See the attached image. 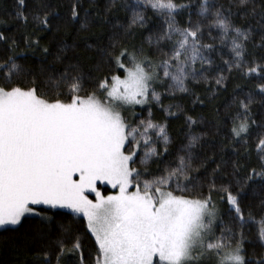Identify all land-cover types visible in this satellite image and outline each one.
Segmentation results:
<instances>
[{"label": "snow or ice", "instance_id": "1", "mask_svg": "<svg viewBox=\"0 0 264 264\" xmlns=\"http://www.w3.org/2000/svg\"><path fill=\"white\" fill-rule=\"evenodd\" d=\"M18 4L22 10L25 0ZM121 6L131 11L130 21L112 24L108 42L95 49L93 68L66 57L67 45L51 63L47 48L38 65L18 62L28 57L16 52L15 41L0 56V229L32 220L43 257L38 254L36 264H52L54 225L56 264H264V255H247L244 229L253 217L241 208L251 184L258 180L264 188V119L257 124L253 117V93L241 89L243 98L232 97L226 106L236 109L226 116L230 139L218 145L194 130L205 123L202 116L161 99L187 93L204 106L209 97L201 99L189 83H214V97L229 79L223 73L233 69L264 81V55L257 58L248 47L264 50V0H199L195 9L191 0H126ZM141 8H150L162 23L131 43L128 38L150 23ZM42 11L33 18L49 29L50 17L58 14ZM17 15L28 19L23 11ZM90 15L74 0L68 21L86 30ZM178 16L186 17L185 26ZM7 40L0 33V41ZM229 44L231 59L224 60ZM25 47L39 42L26 41ZM257 89L264 96V83ZM154 105L163 121L154 119ZM181 115L187 142L174 144L168 118ZM222 123L217 119L213 126ZM253 135L249 149L246 138ZM233 142L245 146V159L256 152L258 168L225 159L229 148L232 157L240 156ZM206 147L218 152L209 156ZM210 162L216 165L211 171ZM106 186L114 191L106 194ZM218 203L225 204L223 211ZM260 225L264 244V220ZM89 237L94 247L86 256Z\"/></svg>", "mask_w": 264, "mask_h": 264}, {"label": "trees", "instance_id": "2", "mask_svg": "<svg viewBox=\"0 0 264 264\" xmlns=\"http://www.w3.org/2000/svg\"><path fill=\"white\" fill-rule=\"evenodd\" d=\"M74 0H25V7L21 10L18 4V0H0V33H3L8 38L7 44L0 41V56L4 55L6 49L12 44V41L16 42V52L25 54L28 59L21 60L18 57V62L26 63L29 66L38 65L42 58V49L47 48L49 50L48 62L54 59V54L60 49L68 46V50L65 52L66 57H72L73 60L81 61L87 68L94 67V57L96 56V47L103 43L108 42V37L111 35L112 24H127L131 18V11L125 7H122L126 0H117L115 5L111 4V0H80L83 8L90 12L91 23L90 26L85 30L80 28V24L76 22H69L68 17L70 14V5ZM128 3L131 0H127ZM177 3H187L189 0H175ZM222 3L227 4L228 0H221ZM193 9L199 3V0H191ZM43 10L50 13L58 14L59 18L53 19L50 17V24L52 25L49 29H44L33 17L39 13L43 15ZM23 11V14L27 16V21L21 19L17 13ZM139 11L144 12L146 18H150V23L145 29L134 34L128 38L131 43H139L147 35L150 34L149 29L156 31L162 23L154 12L149 9L141 8ZM84 13L81 11V18ZM186 17L178 16L177 20L180 26H185ZM100 22H97V21ZM237 26H240L241 19L234 18ZM255 24V21H252ZM213 36L217 37L216 44H219L218 31L213 30ZM26 41H38L39 47L29 49L25 47ZM205 43H213V41L205 40ZM255 43L259 44V32H257ZM88 45H92L89 48ZM147 48V44H145ZM230 44L222 49V55L224 60H230L231 55L229 54ZM249 49L256 53L257 58L260 55H264V50L254 49L251 44L248 45ZM168 49L165 48L166 52ZM35 52V55L32 53ZM11 54V53H8ZM215 64L221 68L224 65L221 63L220 55L213 54ZM58 68L60 65H56ZM199 67V65H197ZM214 74V73H213ZM224 75L228 76L229 79L226 81L225 89H217L216 95L212 96V90L216 88L214 83H205L200 80L199 83H189V88L200 96L201 99H205V105L202 106L199 103L193 104L192 101L195 99L187 93L176 92L174 98L162 96V103L167 106L168 104H180L189 115L202 116L205 123L199 127H195L196 132H207L206 139L214 141L217 145L221 140L225 143L230 139L229 130L231 123L226 120V116L235 114V107L227 108V105L231 104L232 97L234 95L243 98V93L252 92L255 97V103L252 105L253 117L256 119L257 124L264 119V96H262L257 85L264 83L259 79L252 77H245L240 72L233 69L232 72L225 71ZM211 78V77H210ZM243 89V93L241 92ZM162 91V89H157ZM219 109V113L215 111ZM140 112V108L136 109ZM154 119L163 121L165 114L160 110L158 106H153ZM173 112H176L175 107L172 108ZM146 112L144 117H146ZM222 123L219 128L214 127L213 124L216 120ZM169 134L175 137L174 144H179L180 141L186 143L184 137L185 126L184 119L181 115L179 118L171 117L168 118ZM248 140L247 147L252 149L256 137L253 135L246 138ZM234 147L240 152L239 157L231 156V149H226L223 153L225 159L235 160L241 165H251V167L258 168L257 154L254 150L251 151L247 159H245V146L233 142ZM195 151H199L198 149ZM207 155L211 156L214 152H218L217 149L209 150L207 147L204 150ZM217 163L219 160L217 159ZM215 163H209V171L214 168ZM230 170V166H229ZM204 169H200V173L203 174ZM214 198L215 194H214ZM217 207L222 211L225 208V204L218 203ZM241 208L245 211V217L251 213L253 219L249 221L245 227L244 232L246 236L245 248L247 249V255L249 257L259 259L261 255H264V244L259 239V229L261 227L260 221L264 220V188L261 187V182L256 181L246 189V195L244 202L241 204ZM66 212L67 210H60ZM52 215L53 213H49ZM59 219V217H57ZM228 221V217H225ZM14 226H8L13 228ZM34 222L32 220H26L22 226H15L14 230L0 229V264H36V257L40 253V245L33 241L34 235ZM54 231L51 235V240L48 242V247L52 249L50 259L52 264L55 262V240L57 237L56 226L54 225ZM94 238L89 237L86 245L87 253L93 250Z\"/></svg>", "mask_w": 264, "mask_h": 264}, {"label": "rangeland", "instance_id": "3", "mask_svg": "<svg viewBox=\"0 0 264 264\" xmlns=\"http://www.w3.org/2000/svg\"><path fill=\"white\" fill-rule=\"evenodd\" d=\"M137 108H139V106H138ZM104 191H105L106 194H108V193H110V192H112V191H114V190L111 189L110 186H106L105 189H104ZM90 198H92V197H90Z\"/></svg>", "mask_w": 264, "mask_h": 264}]
</instances>
